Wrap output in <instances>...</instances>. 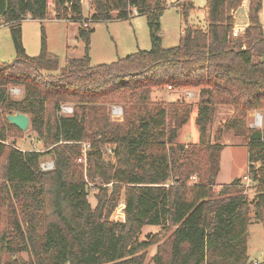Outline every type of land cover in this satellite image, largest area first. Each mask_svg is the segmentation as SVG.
<instances>
[{"label": "trees", "instance_id": "16d2710c", "mask_svg": "<svg viewBox=\"0 0 264 264\" xmlns=\"http://www.w3.org/2000/svg\"><path fill=\"white\" fill-rule=\"evenodd\" d=\"M88 1L90 17L84 16L83 0H0V21L10 25L16 50L14 60L0 62V250L7 254L0 264H145L153 244L155 264H255L248 256L249 212L253 206L264 224V124L247 127L246 119L249 111L261 110L264 120V0H208L206 25L187 26L173 47H164L159 34L168 0ZM176 4L186 17L194 7L189 0ZM244 5L246 24L238 13ZM50 7L54 18L81 22L85 43L84 55L68 57L60 70L45 46L29 55L21 39V21L47 18ZM134 11L147 15L152 47L92 65L90 20L125 18ZM13 84L24 87L22 97L10 95ZM162 85L199 87L204 112L217 104L233 106L224 125L248 137L245 175L252 196L243 192L241 177L216 188L223 143H176L194 103L168 100L152 111L146 98L152 86ZM137 93L143 103L135 118L110 121L101 103L129 105ZM64 101L75 102L77 111L60 113ZM15 111L29 115L48 150L7 142V129L19 128L6 117ZM87 136L88 176L116 181L110 197L105 188L96 193L94 207L76 161L84 152L79 141ZM107 145L116 160L111 164L104 161ZM196 148L206 151L202 160L193 158ZM49 153L55 167L43 170L40 159ZM193 172L198 181L191 183ZM122 188L124 219H111ZM147 224L162 230L140 239Z\"/></svg>", "mask_w": 264, "mask_h": 264}, {"label": "rangeland", "instance_id": "374dc122", "mask_svg": "<svg viewBox=\"0 0 264 264\" xmlns=\"http://www.w3.org/2000/svg\"><path fill=\"white\" fill-rule=\"evenodd\" d=\"M194 7L189 11L187 17L182 13L181 4L176 3L179 0H168L160 21L161 42L164 47H173L180 43L181 35L187 26L198 25L205 26L208 15V0H189ZM89 2V1H88ZM245 11V5L239 9L238 13ZM50 15L44 19H36L27 16L21 21V39L26 52L29 55L36 56L41 53L43 47L55 55L59 62L58 70L65 64L68 57H81L85 52V43L80 38L78 28L80 21H72L66 19L54 18L55 11L52 7L49 8ZM83 13L85 17H90L91 11L89 4L83 0ZM115 15V14H114ZM261 19L264 22V6L260 11ZM1 23V21H0ZM89 26L93 28L90 37L89 56L92 65L101 63H109L121 57L127 56L130 53L139 50H149L152 47L151 32L147 21L146 14H133L125 18L113 17L106 20H90ZM16 57L13 36L10 25L7 23L0 24V62L12 61ZM56 72V71H52ZM9 93L13 98H20L24 94L22 85H11ZM140 93L131 97L129 105H125L122 101H104V111L110 121L114 123H124L127 116H131L134 112L141 108ZM186 99L192 101L193 107L187 122L179 129L177 144H182L185 147L191 143H199L201 141L210 143L221 142L224 147L221 151L220 169L216 177V188L220 189L222 184L231 182L236 177H241L245 182L244 175L248 172V137L238 135L234 130L228 129L224 123L233 114L234 108L231 105L217 104L210 106L207 112L202 110L199 102V87H171L168 85L152 86L149 92L146 103L152 111L158 109L163 101ZM62 105L73 107V112L77 111L75 102L64 101ZM128 110V112H127ZM72 112V113H73ZM70 114V113H67ZM133 116V115H132ZM135 118V116H133ZM247 127L262 128L264 124L263 112L261 110H252L247 114ZM2 122V121H1ZM7 142L15 141V145L22 149H32L46 151L50 147L41 139L37 132L32 128L30 123L26 130L18 128H8ZM88 130L91 127L88 125ZM90 141V137L81 140ZM81 144V143H80ZM82 145V144H81ZM83 146V145H82ZM81 150L83 151V147ZM104 152V161L106 164L114 163L115 157L112 154L110 146ZM197 155L195 160H202L206 156V151H201L196 148ZM76 161L82 164L83 173L87 181L88 200L92 207L97 204L96 193L103 194L102 188L107 189V197L112 193L113 184L116 181L111 180L105 182L100 175L93 178L88 176L87 167L88 159L80 161L78 157ZM52 161L53 169L55 167V158L52 154H45L41 157L40 162ZM2 161H0V173L2 171ZM258 166L259 162H255ZM49 170V169H44ZM198 181L197 172H193L189 177V182ZM252 182L243 190L244 193L252 196L254 189L250 186ZM1 206V205H0ZM250 223L248 234V256L249 261L255 264H264V224L255 217L254 207L250 208ZM124 188L121 189L118 204L111 214V219H124ZM3 215L0 207V232L4 226ZM162 228L159 225H145L139 238L143 239L148 233L151 235L158 233ZM170 234V232H169ZM168 233L163 236L166 239ZM158 244L151 245L146 252L145 264H155L152 260L156 254ZM22 257L29 259L30 254L27 251L21 252ZM7 254L0 250V263L4 262Z\"/></svg>", "mask_w": 264, "mask_h": 264}, {"label": "built area", "instance_id": "2783aa9c", "mask_svg": "<svg viewBox=\"0 0 264 264\" xmlns=\"http://www.w3.org/2000/svg\"><path fill=\"white\" fill-rule=\"evenodd\" d=\"M263 32H264V28H263ZM169 88H171L170 85H168ZM73 112V107L72 106H69V105H62V108L60 110V113H64V114H67V113H72ZM79 143H82L83 146H84V152L83 154H81L78 159L80 161H83V160H86L87 159V152L88 150L90 149V142H85V141H79ZM40 166L41 168L44 170V169H50L53 167V162L50 160V161H46V162H41L40 163ZM244 179H245V182H244V185L248 186V184L251 182L250 181V177L248 175H244Z\"/></svg>", "mask_w": 264, "mask_h": 264}, {"label": "water", "instance_id": "95a60500", "mask_svg": "<svg viewBox=\"0 0 264 264\" xmlns=\"http://www.w3.org/2000/svg\"><path fill=\"white\" fill-rule=\"evenodd\" d=\"M6 117L12 124L17 125L22 130H26L30 125V117L27 113L15 111L7 113Z\"/></svg>", "mask_w": 264, "mask_h": 264}, {"label": "crops", "instance_id": "0c3cea01", "mask_svg": "<svg viewBox=\"0 0 264 264\" xmlns=\"http://www.w3.org/2000/svg\"><path fill=\"white\" fill-rule=\"evenodd\" d=\"M86 2L88 3V0H86ZM242 14H243V15H242ZM260 18H261V16H260ZM239 20H240L242 23H245V24H246V16L244 15V13H241V14H240ZM261 21H262L263 26H264V22H263L262 19H261ZM0 24H2V23H0Z\"/></svg>", "mask_w": 264, "mask_h": 264}]
</instances>
